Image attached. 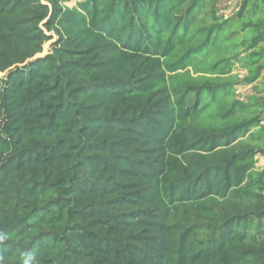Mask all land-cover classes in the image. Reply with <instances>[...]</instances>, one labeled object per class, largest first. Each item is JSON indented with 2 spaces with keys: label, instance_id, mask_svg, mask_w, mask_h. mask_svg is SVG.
Segmentation results:
<instances>
[{
  "label": "trees",
  "instance_id": "1",
  "mask_svg": "<svg viewBox=\"0 0 264 264\" xmlns=\"http://www.w3.org/2000/svg\"><path fill=\"white\" fill-rule=\"evenodd\" d=\"M71 1L0 0V264H264V0Z\"/></svg>",
  "mask_w": 264,
  "mask_h": 264
},
{
  "label": "crops",
  "instance_id": "2",
  "mask_svg": "<svg viewBox=\"0 0 264 264\" xmlns=\"http://www.w3.org/2000/svg\"><path fill=\"white\" fill-rule=\"evenodd\" d=\"M241 2H242V0H222V2H220L221 12L223 14L227 13L225 15L228 16V15L232 14L234 11H236L240 7ZM260 85H262V84L255 83V84H252V85L241 86L239 88V95H241V93L245 92V91H247L249 93L248 98L252 94H260V93L257 92L258 91L257 87L260 86ZM240 97L242 99H244V100H248V98L245 99L244 96L243 97L240 96ZM262 157L264 159V156H262ZM263 166H264V164H263Z\"/></svg>",
  "mask_w": 264,
  "mask_h": 264
},
{
  "label": "rangeland",
  "instance_id": "3",
  "mask_svg": "<svg viewBox=\"0 0 264 264\" xmlns=\"http://www.w3.org/2000/svg\"><path fill=\"white\" fill-rule=\"evenodd\" d=\"M77 1H79V0H76V1L75 0H72L70 3H68V5L69 6H73V5L76 4ZM225 14H227V13H225ZM47 47H48V44H47ZM257 90H258L257 92L260 93L259 95L264 99V84L258 86L257 87ZM248 95H249V93L247 91H245V92H242L240 96H242V97L244 96V98L246 99V98H248ZM258 160H259L258 166L259 167L263 166V164H264L263 157L262 156L261 157L259 156V159Z\"/></svg>",
  "mask_w": 264,
  "mask_h": 264
},
{
  "label": "clouds",
  "instance_id": "4",
  "mask_svg": "<svg viewBox=\"0 0 264 264\" xmlns=\"http://www.w3.org/2000/svg\"><path fill=\"white\" fill-rule=\"evenodd\" d=\"M5 237L0 236V240H3ZM34 256L28 255L26 259H24L23 264H34Z\"/></svg>",
  "mask_w": 264,
  "mask_h": 264
},
{
  "label": "built area",
  "instance_id": "5",
  "mask_svg": "<svg viewBox=\"0 0 264 264\" xmlns=\"http://www.w3.org/2000/svg\"><path fill=\"white\" fill-rule=\"evenodd\" d=\"M261 125L264 127V118L261 120Z\"/></svg>",
  "mask_w": 264,
  "mask_h": 264
}]
</instances>
